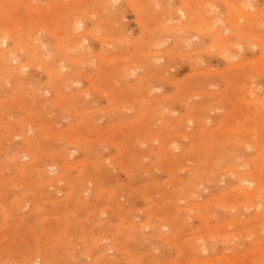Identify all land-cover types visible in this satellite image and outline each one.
<instances>
[{"label": "rangeland", "instance_id": "obj_1", "mask_svg": "<svg viewBox=\"0 0 264 264\" xmlns=\"http://www.w3.org/2000/svg\"><path fill=\"white\" fill-rule=\"evenodd\" d=\"M80 1L0 0V264H264V0Z\"/></svg>", "mask_w": 264, "mask_h": 264}, {"label": "bare ground", "instance_id": "obj_2", "mask_svg": "<svg viewBox=\"0 0 264 264\" xmlns=\"http://www.w3.org/2000/svg\"><path fill=\"white\" fill-rule=\"evenodd\" d=\"M83 1V0H82ZM82 1H80V2H82ZM103 1V0H102ZM212 1V0H211ZM238 1V0H237ZM241 1V0H240ZM240 1H238V2H240ZM103 2H106V0L105 1H103ZM189 1H187V0H184L183 1V7L180 9V16L181 15H183V16H185L188 20H189V22H190V24H188V22H186V23H182V21H183V19L181 20L180 19V21H181V23L179 24V25H177V26H175V27H173V28H175V29H173V30H171L172 29V27H171V29H170V31H169V35H170V33H171V35H175L177 38H179V39H181V38H183L184 39V36L182 35L183 33H185V32H187L189 29H190V32H189V35L192 33V29L194 28V30L195 29H197V30H200L199 32L197 31V30H195V31H193V32H198V33H206L207 32V34H210V36L212 35V37L213 38H215L216 36H219L217 33H215V31H214V29H216L215 27H214V29H213V24H212V22H214V21H210L209 19H211V18H207V21H206V23H207V25H208V27L206 26H202V28H199L201 25H200V23L199 22H201V20L199 21V11L197 10V7H193V6H190V2H192V1H190L189 3H188ZM203 2V1H202ZM223 2V1H222ZM228 1H226V3H227ZM235 2V1H234ZM246 2V1H245ZM245 2L244 3H242V4H244V8H241L242 7V4L240 3L239 4V7L237 6V7H232V10L234 11V12H237V18H242V20H244V21H246V19L245 18H249V19H253L255 22H256V19H254L255 18V16H253V15H251V14H249L247 11V5H245ZM207 3H209V1L207 2ZM228 3H230V2H228ZM228 3H227V5H228ZM232 3V2H231ZM235 3H237V2H235ZM248 3V2H247ZM78 5H79V2L77 3ZM82 4V3H81ZM79 5V6H77V8L78 7H80V6H83V5ZM141 4V3H140ZM203 4H204V2H203ZM205 5V4H204ZM210 5V6H209ZM208 5V7L206 8L205 6V8L204 7H202L204 10H205V12H206V15L204 16V20H206L205 18L207 17V12H209L210 13V9H212L213 10V4H209ZM240 5H241V7H240ZM252 5V4H251ZM131 6V5H130ZM136 6V5H135ZM142 6V5H141ZM234 6V5H233ZM249 6V5H248ZM137 7V6H136ZM241 8V9H240ZM249 8H251V7H249ZM11 9H12V7H11ZM252 9V8H251ZM137 10V9H136ZM78 11V10H77ZM76 11V12H77ZM217 11H219V10H217ZM83 12V11H82ZM86 13V12H85ZM89 13L90 12H88V13H86V14H88V17H89ZM178 13V12H177ZM176 13V14H177ZM228 13H229V11H228ZM64 14H66V13H64ZM72 14H74V13H72ZM91 14V13H90ZM136 14H138V13H136ZM174 14V13H173ZM62 15H63V12H62ZM75 15V14H74ZM78 15H81V12H80V14H78ZM77 15V13H76V15H75V17L77 16V18L79 19V16ZM169 15H171V14H169ZM178 15V14H177ZM212 14L210 13V16H211ZM231 15H234V14H231ZM239 15V16H238ZM72 16V17H71ZM82 16V15H81ZM183 16H182V18H183ZM68 17H71L70 18V20L73 18V15H69ZM83 17L84 18H88V17H86V16H84L83 15ZM82 17V18H83ZM165 17V16H164ZM201 17H202V15H201ZM231 17V16H230ZM234 17V16H233ZM9 18V17H8ZM77 18H74V20L72 19L71 21L73 22L74 21V28L73 27H71V28H73V29H75V31H76V29H81L82 27H83V22H81V20H78L77 21ZM81 18V17H80ZM214 17L212 16V19H213ZM259 18H260V16H259ZM258 18V19H259ZM173 19V18H172ZM171 19V20H172ZM185 19V18H184ZM201 19V18H200ZM211 19V20H212ZM257 19V20H258ZM264 19V18H263ZM263 19L261 20L262 22H263ZM252 20V21H253ZM142 21V20H141ZM211 22L210 24H211V26L208 24V22ZM247 21H249V20H247ZM258 21H260V20H258ZM257 21V22H258ZM72 22L70 23V25H72ZM203 22H205V21H202V23ZM216 22V21H215ZM219 22V21H218ZM235 22H237V21H235ZM163 23V22H162ZM167 22H165L164 23V25L163 24H161L162 25V27L163 26H165V24H166ZM215 24V23H214ZM254 24H257V23H254ZM98 25V24H97ZM142 25V24H141ZM168 25V24H167ZM167 25L165 26V27H163V29L164 28H167ZM3 26V25H2ZM210 26V27H209ZM254 26V25H253ZM143 27V26H142ZM169 27H170V25H169ZM238 27V25L236 26V28ZM239 27H240V25H239ZM244 27H246L245 25H244ZM247 27H249V26H247ZM247 27L245 28V30L247 29ZM0 28H2V27H0ZM62 28V27H61ZM158 28V27H157ZM199 28V29H198ZM212 28V29H211ZM2 29H4V28H2ZM224 29V28H223ZM242 29V28H241ZM8 30V29H7ZM63 30V29H62ZM158 30V29H157ZM157 30L155 31L160 37L162 36V32H163V34H166L165 33V31H167V30H159L158 32H157ZM225 30V29H224ZM247 30H250V32H251V29H247ZM72 31V30H71ZM162 31V32H161ZM171 31H173V34H172V32ZM242 31H244V28H243V30ZM143 32V31H142ZM216 32H218L217 31V29H216ZM225 32V31H224ZM237 32V31H236ZM249 32V31H248ZM64 34H63V36H64V40H66V37H67V34L69 33V31H68V33H66V36H65V30H64V32H63ZM71 33V32H70ZM87 33V32H86ZM85 33V34H86ZM96 32H89V34L88 35H92L93 36V34H95ZM150 33L152 34V31L151 32H149V34H148V32H147V34L149 35V37L150 38H152L151 39V42L155 45V46H158L159 44V36H157L156 35V37H158V38H155L154 37V35L152 34V35H150ZM156 33H154V34H156ZM160 33V34H159ZM197 33V34H198ZM254 32L252 31L251 32V36H252V34H253ZM261 33V32H260ZM51 34H53V33H51ZM56 34V33H55ZM72 35L73 34H75V33H71ZM86 34V36H88ZM168 34V33H167ZM194 34V33H193ZM199 34V35H200ZM206 34V35H207ZM221 34H223V33H221ZM237 34V33H236ZM243 34L244 33H242V36H243ZM248 34V33H247ZM264 34V33H263ZM59 35V34H58ZM57 35V36H58ZM72 35H70V37L72 36ZM83 35V34H82ZM173 35V36H174ZM225 35V34H224ZM240 35V34H239ZM238 34H237V36H239ZM19 36V34L17 35V37ZM75 36H77V35H74V37H71L69 40H70V42H69V40L66 42V41H63V38H62V40H56V44H57V46H59V47H61L64 51H69V50H71V49H77V50H81V47H82V42H81V40H82V38L81 37H83L84 38V36H81V37H78V38H76V40H75ZM80 36V35H79ZM92 36H90V37H92ZM147 36V35H146ZM154 37V39H153V37ZM207 36H209V35H207ZM225 36H227V35H225ZM225 36H224V38H222L223 36L221 35L220 37H219V40H220V38H222L223 40L225 39ZM235 36V35H234ZM246 36V35H245ZM248 36V35H247ZM251 36H248V37H251ZM256 36H257V34H256ZM260 36V35H259ZM11 37H12V35L11 34H9V33H6V31H2V30H0V68H6L7 67V65H8V62L9 61H14V60H16V58L14 57V55H13V52L12 51H4L3 50V46L4 45H8V43H9V41H10V39H11ZM68 37H69V35H68ZM67 37V38H68ZM95 37V36H94ZM148 37V38H149ZM247 37V38H248ZM58 38V37H57ZM56 38V39H57ZM79 38H80V40H79ZM148 38H144L143 37V39H148ZM168 38V37H167ZM198 38V37H197ZM61 39V38H60ZM71 39H72V41H71ZM74 39V40H73ZM109 39V38H108ZM182 39V40H183ZM202 39V38H201ZM226 39H227V37H226ZM232 39H233V36H232ZM252 39V40H251ZM251 41H252V43H253V45L254 46H259L261 49L264 47V38H263V36L262 37H259V39L257 38L256 39V37H255V39H254V37H251ZM13 41H15V43H16V41L18 40H20V39H12ZM11 40V41H12ZM104 40H105V38H104ZM158 40V41H157ZM219 40H218V42H219ZM229 40H231V39H229V37H228V40H226V41H229ZM247 40H249V39H247ZM74 41H76V42H74ZM112 41V40H111ZM144 42H145V40H143ZM147 41H149V39L147 40ZM161 41V40H160ZM215 41V40H214ZM213 41V42H214ZM232 41V40H231ZM20 42V41H19ZM119 42V41H118ZM117 42V43H118ZM139 43L140 42H142V41H138ZM178 42V41H177ZM102 43V42H101ZM136 43H137V41H136ZM151 43V44H152ZM224 42H222V46H224V44H223ZM227 43V42H226ZM19 44V43H18ZM21 44V43H20ZM71 44H73L72 46H71ZM141 44H144V43H141ZM141 44H138V45H141ZM150 44V43H149ZM16 45V44H15ZM29 45H31V43L29 44ZM153 45V46H154ZM231 45V44H230ZM229 44L227 45V48H225L224 50L226 51L225 53H227V51L229 52V50H228V48H229V46H230ZM148 45H146V47H147ZM152 46V47H153ZM252 46V45H251ZM225 47V46H224ZM139 48V47H138ZM174 49V48H173ZM62 50V51H63ZM142 50H143V48H142ZM61 51V52H62ZM63 51V52H64ZM170 50H168V52H169ZM210 51V50H209ZM230 51H232V50H230ZM11 52V53H10ZM207 52V51H206ZM238 52V51H237ZM236 52V53H237ZM9 53V54H8ZM68 53V52H67ZM159 53V52H158ZM164 53H167V52H164ZM221 53V52H220ZM66 54V53H65ZM167 54H169V53H167ZM263 54H264V51H263ZM221 55V54H220ZM12 56V57H11ZM146 56H148V55H146ZM152 56V55H151ZM264 56V55H263ZM113 58V57H112ZM163 58V57H162ZM58 61V60H57ZM109 61V60H108ZM151 61V60H150ZM138 66V65H137ZM136 66V67H137ZM240 66V65H239ZM135 67V66H134ZM126 69V68H125ZM129 71V70H128ZM63 72V71H62ZM61 71H54V77H55V79H56V82L58 81V82H63V81H67V80H70L71 78H72V75H65V74H63ZM51 73V72H50ZM243 89V88H242ZM244 90V89H243ZM61 96V95H60ZM233 100V99H232ZM249 102V101H248ZM254 103V102H253ZM255 103H257V102H255ZM239 105V104H238ZM260 107H261V109H264V103H260ZM192 122V121H191ZM190 122V123H191ZM239 122V121H238ZM255 133V132H254ZM253 135V134H252ZM181 136V135H180ZM209 136V135H208ZM255 140H257V139H255ZM186 141V140H185ZM216 147V146H215ZM246 147V146H245ZM257 149V148H256ZM264 151V150H263ZM230 153V152H229ZM262 153H264V152H262ZM209 157V156H208ZM214 157V156H213ZM230 158V157H229ZM257 158V157H256ZM260 158V157H259ZM262 158V157H261ZM264 158V157H263ZM212 159V158H211ZM237 159V158H236ZM239 159V158H238ZM244 159V158H243ZM242 159V160H243ZM213 160V159H212ZM262 160V159H261ZM216 161V160H215ZM238 161H241V160H238ZM260 162V161H259ZM255 163V162H254ZM237 164V163H236ZM264 165V164H263ZM246 166H248V165H246ZM262 167V166H261ZM216 168V167H215ZM264 169V168H263ZM249 170V169H248ZM231 172V171H230ZM261 172H262V170H261ZM244 173V172H243ZM228 174V173H227ZM230 174V173H229ZM251 176V175H250ZM235 177V176H234ZM247 177V176H246ZM256 177V176H255ZM239 179H241V178H239ZM250 181V180H249ZM252 181V180H251ZM254 183V182H253ZM263 184V183H262ZM241 186V185H240ZM245 186V185H244ZM250 186V185H249ZM251 186H253V185H251ZM243 187V186H242ZM246 187V186H245ZM244 187V188H245ZM240 188L241 187H239V185H238V189L240 190ZM250 188V187H249ZM236 189V188H235ZM247 189V188H246ZM251 189H253V188H251ZM258 189V187L255 189L256 191H257V194H259L258 192H259V189ZM260 189H263V188H260ZM232 190H234L233 188H232ZM254 190V191H255ZM247 192H253V191H251V190H246ZM255 191V192H256ZM262 191H264V189L262 190ZM224 193V192H223ZM229 193V192H228ZM227 193V194H228ZM237 193V192H236ZM260 193H261V191H260ZM233 194V193H232ZM240 194H241V192H240ZM256 194V193H255ZM255 194L253 195V193L252 194H248L247 193V197H249V196H251L250 197V200L252 199H254L253 197L255 196ZM256 194V195H257ZM236 195V194H235ZM245 195V194H244ZM218 196V195H217ZM253 196V197H252ZM219 197V196H218ZM225 197V196H224ZM230 197V196H229ZM234 197V196H233ZM241 197H242V195H241ZM256 197V196H255ZM262 197V196H261ZM187 198V197H186ZM220 198V197H219ZM240 198V197H239ZM243 199H245L244 197H242ZM228 199V198H227ZM226 199V200H227ZM183 200H184V198H183ZM234 200V199H233ZM250 200L248 201V205H245L244 207H246V206H249L250 205ZM229 201H231V200H229ZM257 201V200H256ZM247 202V201H246ZM251 202H254V201H251ZM225 203H228V202H224V204ZM231 204V203H230ZM238 204V203H237ZM222 205V204H221ZM201 207V206H200ZM258 207V206H257ZM261 207V206H260ZM220 208V207H219ZM224 208V207H223ZM225 208H227V206L225 207ZM239 208V207H238ZM248 208H250V207H248ZM255 208H256V206H255ZM231 209H232V207H231ZM241 209V208H240ZM258 209V208H257ZM196 211V210H195ZM197 212V211H196ZM263 214V213H262ZM140 225V224H139ZM218 225V224H217ZM228 225V224H227ZM207 226H209V225H207ZM224 226V225H223ZM229 229V228H228ZM221 232V231H220ZM161 233V232H160ZM233 234V233H232ZM252 234V233H251ZM250 234V235H251ZM215 236V235H214ZM249 236V235H248ZM215 237H217V236H215ZM233 237H234V235H233ZM214 239V238H213ZM220 239V238H219ZM229 239V238H228ZM234 239V238H233ZM209 247V246H208ZM203 248V247H202ZM257 250V249H256ZM205 253V252H204ZM244 254V253H243ZM258 254V253H257ZM234 256V255H233ZM212 259H213V257H212ZM219 259V258H218ZM221 259V258H220ZM213 262V261H212ZM31 263H33V264H35V263H37V261H33V260H31V261H28V263L27 264H31Z\"/></svg>", "mask_w": 264, "mask_h": 264}]
</instances>
